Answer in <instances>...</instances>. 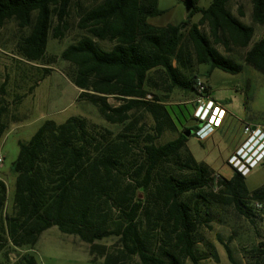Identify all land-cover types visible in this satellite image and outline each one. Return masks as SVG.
Here are the masks:
<instances>
[{
  "label": "trees",
  "instance_id": "trees-1",
  "mask_svg": "<svg viewBox=\"0 0 264 264\" xmlns=\"http://www.w3.org/2000/svg\"><path fill=\"white\" fill-rule=\"evenodd\" d=\"M74 1L0 0V27L13 19L19 27L29 28L18 53L27 61H41L53 19L57 21L54 37H62ZM177 1L191 7L189 19L201 15L198 23L190 25L187 39L196 63L209 66L207 76L215 69L241 73L242 65L217 46L248 48L253 27L233 16L229 0H212L206 8L197 5L200 0ZM249 1L252 22L263 25L264 0ZM163 13L158 0H101L80 15L77 27L85 35L61 53V59L75 68L71 81L80 90L78 100L95 107L107 123L126 125L129 131L134 127L133 115L145 112L153 120L152 134L144 138L138 157L131 136H114L85 118L71 117L62 124L45 121L28 143H20L12 164L14 214L4 222L13 246H34L44 231L56 226L89 243L91 254L98 248L95 241L118 237L119 246L106 253L104 264H130L133 258L138 259L136 264H184L186 259L199 264L195 245L202 213L209 216L208 209L215 204L233 207L248 218L258 210L254 204H264V185L249 191L245 177L237 173L216 180L205 163L188 153L183 134L157 143L175 130V123L159 95L148 98L149 74L161 70L171 87L203 96L197 76L187 78L173 64L175 60L187 68L181 66L187 62L181 59L185 39L181 25L149 23ZM200 25H206L207 34ZM94 39L109 41L113 47L105 50ZM243 62L264 76V35L244 53ZM202 84L209 96V87ZM5 95L1 85L0 139L7 129ZM110 96L121 103L109 105ZM171 163L179 170H168ZM187 194L195 195L193 204L182 199ZM5 197L6 186L0 180V211ZM224 247L230 262L237 264L229 247ZM18 264L37 262L27 254Z\"/></svg>",
  "mask_w": 264,
  "mask_h": 264
},
{
  "label": "rangeland",
  "instance_id": "rangeland-1",
  "mask_svg": "<svg viewBox=\"0 0 264 264\" xmlns=\"http://www.w3.org/2000/svg\"><path fill=\"white\" fill-rule=\"evenodd\" d=\"M100 1H74L69 9L62 37H54L56 35L53 30L57 21L53 19L45 57L38 62L27 61L18 53L19 44L30 33L29 28L19 27L13 19L7 20L0 27V86H4L5 100L9 106L5 116L7 129L0 139V157L3 158L0 180L6 186L5 202L0 211V264H18L20 258L27 254L34 256L37 264H104L106 253L119 246L118 237L110 236L95 241L98 248L91 254L89 243L77 235L64 234L53 226L40 235L36 245L15 247L5 233L4 222L5 217L14 214L16 175L12 171V164L19 154V145L28 143L45 121L62 124L71 117L85 118L97 129L109 130L114 136H131L130 140H133L134 152L138 157L141 156L144 138L147 134H152L153 120L145 112L133 115L131 121L134 127L131 132L126 125L107 123L95 107L87 102H80V90L71 81L75 68L61 59L63 50L85 35L77 27L80 15ZM211 1L200 0L197 5L206 8ZM158 8L164 11L163 15L150 18L149 23L157 27L181 25L185 35L181 59H187V62H182L181 66L184 64L187 68L180 67L175 60L174 66L187 78L196 75L199 82L209 87L208 97L225 110L220 129H214L204 139L189 136L185 141V148L196 162L205 163L212 170L216 180L229 179L234 172L228 166L227 159L247 138L245 129L258 128L264 131V76L243 62L244 53L264 35V24L252 22V5L249 0H229L228 8L233 16L253 27V39L246 49L229 50L217 46L224 56L242 65L241 73L230 75L215 69L208 77L209 66L196 63L191 55L192 45L187 39L190 25L198 23L201 15L197 14L189 19L185 3L177 0H158ZM199 29L204 34L208 33L206 25H200ZM94 40L105 50L113 47V43L109 41ZM146 88L149 99L153 95H159L175 123V130L166 132L157 141L158 144L180 138L183 132L192 130L194 125L198 128L203 126L195 118L196 102L200 99L195 91L171 87L161 70L149 74ZM107 102L111 106L121 103L112 96L108 97ZM168 170H179V167L171 163ZM245 185L249 191L264 185V164L250 171L245 177ZM182 199L193 204L195 195L187 194ZM257 209L253 211V217L248 218L233 207L214 204L208 209L209 216L204 215L203 209L195 245L199 264H233L228 259L224 244L229 247L237 264H264V204ZM129 262L136 264L138 259L133 258ZM184 264L192 263L186 259Z\"/></svg>",
  "mask_w": 264,
  "mask_h": 264
},
{
  "label": "built area",
  "instance_id": "built-area-1",
  "mask_svg": "<svg viewBox=\"0 0 264 264\" xmlns=\"http://www.w3.org/2000/svg\"><path fill=\"white\" fill-rule=\"evenodd\" d=\"M198 89L199 92L203 94V96H201L200 99L196 102L195 118L198 123H204V125L202 128L198 129V131L196 132V137L198 139H204L207 135L213 132L214 129H217L221 126L222 120L224 119L223 115L225 114V110L205 95V86L201 82H198ZM211 110H213L212 113ZM245 131L247 132L246 140L227 159V164L228 166H230L233 172L240 174L243 177H246L253 168L262 164V162L264 161V156L262 157V154H264V148L250 162L249 156H247L244 161L240 159L245 156V151L250 148L251 145H249L248 148L244 150L254 134L258 133L260 137H263L264 142L263 130H260L258 128H246ZM252 153H254V151ZM260 157H262L261 160H259ZM2 162L3 158L0 157V164H2ZM256 206L257 208L262 207V205L258 203L256 204Z\"/></svg>",
  "mask_w": 264,
  "mask_h": 264
},
{
  "label": "clouds",
  "instance_id": "clouds-1",
  "mask_svg": "<svg viewBox=\"0 0 264 264\" xmlns=\"http://www.w3.org/2000/svg\"><path fill=\"white\" fill-rule=\"evenodd\" d=\"M213 112V110H211V113ZM203 127V126H202ZM201 127V128H202ZM250 146L249 149L248 146ZM264 148V142H263V137H260L258 133L254 134L252 136V139L248 142L247 146L244 148L245 151V156L243 158H240L242 161H244V159L249 156L250 159H249V162L255 158V156ZM254 151V153H252ZM264 156V154H262V157ZM259 158V160H261V158ZM259 160H256V161H259Z\"/></svg>",
  "mask_w": 264,
  "mask_h": 264
},
{
  "label": "water",
  "instance_id": "water-1",
  "mask_svg": "<svg viewBox=\"0 0 264 264\" xmlns=\"http://www.w3.org/2000/svg\"><path fill=\"white\" fill-rule=\"evenodd\" d=\"M185 6H186V10L189 11L190 6L187 5V4ZM183 135L188 138L189 136L192 135V131L191 130H187V131L183 132Z\"/></svg>",
  "mask_w": 264,
  "mask_h": 264
},
{
  "label": "flooded vegetation",
  "instance_id": "flooded-vegetation-1",
  "mask_svg": "<svg viewBox=\"0 0 264 264\" xmlns=\"http://www.w3.org/2000/svg\"><path fill=\"white\" fill-rule=\"evenodd\" d=\"M212 100H213V99H212ZM213 101H214V100H213ZM214 102H215V101H214ZM202 124L204 125V123H202ZM197 131H198V130H197V126L194 125V126L192 127V135H195V136H196V132H197ZM245 140H246V139H245ZM245 140H244V141H245Z\"/></svg>",
  "mask_w": 264,
  "mask_h": 264
},
{
  "label": "bare ground",
  "instance_id": "bare-ground-1",
  "mask_svg": "<svg viewBox=\"0 0 264 264\" xmlns=\"http://www.w3.org/2000/svg\"><path fill=\"white\" fill-rule=\"evenodd\" d=\"M225 114L223 115V118H224Z\"/></svg>",
  "mask_w": 264,
  "mask_h": 264
},
{
  "label": "crops",
  "instance_id": "crops-1",
  "mask_svg": "<svg viewBox=\"0 0 264 264\" xmlns=\"http://www.w3.org/2000/svg\"><path fill=\"white\" fill-rule=\"evenodd\" d=\"M217 129H220V128H217ZM236 150V149H235Z\"/></svg>",
  "mask_w": 264,
  "mask_h": 264
}]
</instances>
